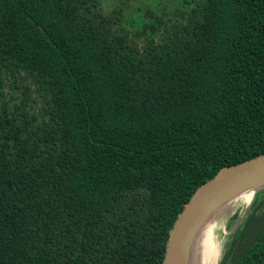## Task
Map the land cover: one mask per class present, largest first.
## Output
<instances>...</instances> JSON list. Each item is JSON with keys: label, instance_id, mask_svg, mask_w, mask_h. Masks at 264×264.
<instances>
[{"label": "trees", "instance_id": "trees-1", "mask_svg": "<svg viewBox=\"0 0 264 264\" xmlns=\"http://www.w3.org/2000/svg\"><path fill=\"white\" fill-rule=\"evenodd\" d=\"M263 154L264 0H0V264H161ZM239 214L214 264H264V187Z\"/></svg>", "mask_w": 264, "mask_h": 264}, {"label": "water", "instance_id": "water-1", "mask_svg": "<svg viewBox=\"0 0 264 264\" xmlns=\"http://www.w3.org/2000/svg\"><path fill=\"white\" fill-rule=\"evenodd\" d=\"M263 187L264 154L220 168L183 205L169 231L161 264H181L193 236L211 214L242 192L249 190L252 197L254 191Z\"/></svg>", "mask_w": 264, "mask_h": 264}, {"label": "bare ground", "instance_id": "bare-ground-1", "mask_svg": "<svg viewBox=\"0 0 264 264\" xmlns=\"http://www.w3.org/2000/svg\"><path fill=\"white\" fill-rule=\"evenodd\" d=\"M240 196L241 202L247 204L251 198V191L242 192ZM214 218L215 214H211L196 231L189 248L183 256L181 264H214L216 256L215 252L212 258Z\"/></svg>", "mask_w": 264, "mask_h": 264}, {"label": "rangeland", "instance_id": "rangeland-1", "mask_svg": "<svg viewBox=\"0 0 264 264\" xmlns=\"http://www.w3.org/2000/svg\"><path fill=\"white\" fill-rule=\"evenodd\" d=\"M140 3H133L130 5L129 12L132 14L135 11V7ZM141 6V5H140ZM249 191V190H248ZM241 194L233 197L232 199L223 203L213 214H215V220H213V238H212V258L219 250V244L226 234L230 231L226 227L231 224L230 218L235 213L237 208H240V216L243 214L247 204L241 202ZM249 204V203H248ZM216 258V256H215ZM212 261V260H211Z\"/></svg>", "mask_w": 264, "mask_h": 264}]
</instances>
